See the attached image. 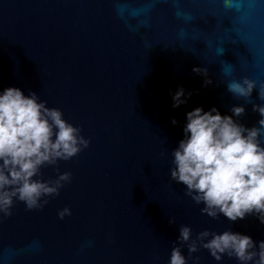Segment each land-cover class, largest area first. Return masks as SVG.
<instances>
[{
	"label": "water",
	"instance_id": "water-1",
	"mask_svg": "<svg viewBox=\"0 0 264 264\" xmlns=\"http://www.w3.org/2000/svg\"><path fill=\"white\" fill-rule=\"evenodd\" d=\"M245 76L264 80V0H0V90L35 92L89 140L40 169L43 180L71 173L47 204L14 200L11 215L0 214V264H168L175 244L187 264H238L199 246L189 253L179 226L192 239L231 229L255 241L264 224L202 214L169 169L187 111L232 115L243 105L234 119L257 123V89L249 98L227 90ZM178 87L191 95L173 108Z\"/></svg>",
	"mask_w": 264,
	"mask_h": 264
},
{
	"label": "clouds",
	"instance_id": "clouds-1",
	"mask_svg": "<svg viewBox=\"0 0 264 264\" xmlns=\"http://www.w3.org/2000/svg\"><path fill=\"white\" fill-rule=\"evenodd\" d=\"M231 0H225L229 4ZM193 71L206 76L207 69L198 66ZM205 84L211 83L205 79ZM264 101V80L248 77L233 79L227 90L234 96L249 98L253 89ZM183 87L172 96V107L187 102ZM259 120L251 127L234 119L244 112L243 105H233L232 115L221 114L215 107L204 110L197 106L185 113L183 136L171 151L170 178L185 186V194L196 204H202V214L216 218L222 215L229 221L253 215L264 224V103L253 104ZM176 124L175 117L171 120ZM89 140L81 129L63 118L57 107H48L31 90L27 94L16 86L0 90V214L11 215L14 200L29 210L42 208L47 197L59 193L71 178L68 171L53 180L37 178L45 165L69 160L86 148ZM59 218L70 215V208L58 210ZM172 223V220H169ZM177 240L189 253L199 247L208 250L216 261L224 256L235 258L238 264H264V239L225 229L220 232L204 229L192 239V229L181 225ZM187 257L175 244L168 264H187ZM198 264L199 257H192Z\"/></svg>",
	"mask_w": 264,
	"mask_h": 264
}]
</instances>
